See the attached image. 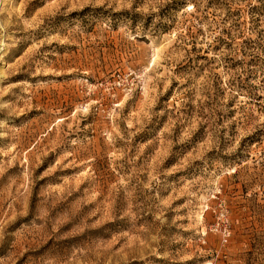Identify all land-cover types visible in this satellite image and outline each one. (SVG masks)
I'll list each match as a JSON object with an SVG mask.
<instances>
[{
    "label": "rangeland",
    "instance_id": "1",
    "mask_svg": "<svg viewBox=\"0 0 264 264\" xmlns=\"http://www.w3.org/2000/svg\"><path fill=\"white\" fill-rule=\"evenodd\" d=\"M0 264H264V0H0Z\"/></svg>",
    "mask_w": 264,
    "mask_h": 264
}]
</instances>
